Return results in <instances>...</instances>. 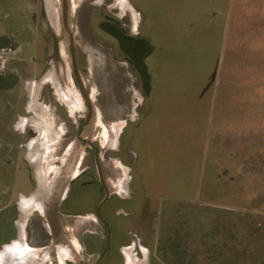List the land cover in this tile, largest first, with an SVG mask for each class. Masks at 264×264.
I'll return each mask as SVG.
<instances>
[{"label": "rangeland", "instance_id": "374dc122", "mask_svg": "<svg viewBox=\"0 0 264 264\" xmlns=\"http://www.w3.org/2000/svg\"><path fill=\"white\" fill-rule=\"evenodd\" d=\"M148 1L152 5L146 6L142 0H69L79 73L95 109L81 136L98 146L99 166L109 189L121 194L129 190L128 169L115 156L127 152L124 132L139 117L146 94L139 72L101 34L99 23L106 15L123 24L126 31H136L139 24L142 34L153 37L157 50L146 63L154 93L161 72L160 86L173 77L186 85L191 80L181 63L178 75L183 67L186 76L168 71L167 62L175 63L168 57L166 62L161 59L165 62L162 67H156L161 61L162 30L167 37L166 52L173 48L175 52L177 47L183 54L192 42V51L201 61L192 69L196 76L193 85L177 86L175 92L205 93L210 83L206 91L213 93V110L204 112L205 102L199 110L198 118L206 123L201 125L203 129L195 130L194 118L190 122L184 117L169 118L162 147L144 155L158 160L162 178L143 188L149 195L147 212L141 209L131 220V228L137 232L132 240L139 246L135 252L132 248L127 252L135 260H145L142 264H264V0ZM44 23L41 0H0V225L6 213L15 227L13 241L6 246L21 243L20 234L22 242H28L32 214L22 218L19 210L10 212L6 206L30 205L26 198L35 186L26 157L31 151H42V168L49 163L47 179L51 181L69 146L77 141V173L89 165L87 170L97 174L90 161L92 150L76 137L86 113L69 105L55 89L50 73L46 74L54 59L47 48L51 38ZM176 36L180 38L177 43ZM59 45L60 51L66 45L69 53L67 36ZM193 61L197 62L196 56ZM64 75L78 90L71 67ZM35 139L37 143L31 147ZM119 142L123 146L118 152ZM117 186L122 188L117 190ZM33 217L39 222L43 219L38 212ZM63 221L62 235L69 239L80 236L84 229L99 227L88 211L63 216ZM54 248L49 250L47 264L58 259ZM128 258L127 264H131Z\"/></svg>", "mask_w": 264, "mask_h": 264}, {"label": "crops", "instance_id": "0c3cea01", "mask_svg": "<svg viewBox=\"0 0 264 264\" xmlns=\"http://www.w3.org/2000/svg\"><path fill=\"white\" fill-rule=\"evenodd\" d=\"M146 5V4H145ZM150 4L148 3V6ZM152 5V4H151ZM154 9V8H153ZM150 36V35H149ZM153 42V37L150 36ZM177 37V36H176ZM157 38V36H156ZM167 38L166 36H159V41L161 45H163V48L161 47V56L158 60H164L166 62V59L172 57L173 52L169 50L166 52V47L164 44V40ZM156 48V46H155ZM157 50V49H155ZM155 52V51H154ZM167 56L168 54H170ZM165 62H159V64H156V67H162ZM169 65H167L168 71H171L178 75V68L177 65L173 62H167ZM161 72V69L159 70ZM179 77V75H178ZM159 83L156 84V93L153 92L154 90V80L151 81V93L142 97L143 100V106L140 110V115L138 118L134 119L131 123H129L125 129V141H124V148H126L125 152L122 156H115L118 157L117 160L120 161V164L127 167L128 169V179H127V185L129 186V190H127V193L130 191L134 192V196H138L140 201L138 203H125L124 206H130V207H137L138 210H135L137 214H141V209H144L149 204V198L147 194H144L143 189L149 182L153 183H160L162 173L160 171V168L156 166V162H158L157 159L152 157L144 156L146 153H154L157 149H160L162 146V134L167 132V121L169 118H183L184 121L190 122L189 118L193 121L196 120V123L194 122L193 125L195 127V130L197 129H203V126L206 123L205 120L202 118H198L199 110H202V102H205V110L207 113L211 110H213L211 102H213V93H194V94H185V93H176L175 89L178 87H181L183 85L187 86L189 84H181L180 78H178V82H176L175 77L171 79L170 83H166L165 86L160 82H162V72L161 76H158ZM163 85V86H162ZM168 86V88H167ZM170 88L169 92L168 89ZM201 105V106H200ZM200 106V107H199ZM203 115V114H202ZM187 118V119H186ZM187 131L189 132V125L186 126ZM164 139V137H163ZM189 140V136H188ZM120 146H123L121 142H119L118 146L116 147L115 151L120 150ZM119 147V149H118ZM150 150V151H149ZM121 151V150H120ZM124 151V149H122ZM128 153V154H127ZM27 162L29 163V166H31L30 161L26 157ZM42 164V162H41ZM63 167V165H62ZM46 168V167H45ZM31 170V168H30ZM32 171V170H31ZM123 171V170H122ZM33 172V171H32ZM8 175V174H7ZM125 178V175L123 174V177L121 180ZM32 180V177H31ZM120 180V181H121ZM44 182V188L47 190L48 186V180L42 179ZM33 182V181H32ZM119 183V182H118ZM106 184L109 187V183ZM115 184V183H114ZM159 185V184H157ZM37 186V185H36ZM67 187V186H66ZM65 187V188H66ZM37 187H35V190ZM112 192L118 193L114 190H111ZM35 192V191H34ZM126 193V192H125ZM121 194V193H120ZM64 195V194H63ZM30 195L27 199L28 201H31ZM154 196V195H153ZM156 197V196H155ZM63 198V197H62ZM62 198L60 200V203L58 205V209L61 205ZM40 203L43 204V202L40 201ZM48 203V202H47ZM34 204V203H33ZM33 204L29 206H22L19 208L18 204L16 205L13 203L12 205L6 206L8 211L11 212V210H14L15 212L19 210L21 213V216L27 215L30 216L32 214V217L30 216L28 220V235L26 237V240L28 242L27 245L32 248V252H34V255L32 254L27 255L26 261L24 264H44L49 261V250L50 248H54L57 250L58 259L51 262V264H69L68 262H71L70 264H80L78 261H83L82 264H89L91 259V253H98L100 252L103 247L106 245V235L104 230L101 229L99 226L97 229H84L80 236H75L74 238L69 239L67 236L65 238L68 239V242H65V238L62 235L63 234V228H66L64 226L63 216H75L76 212H70L68 209H62L56 212V235H58V238L55 241L54 233L51 231V227L49 226V203L46 204L47 207H45V211H47V214H45L40 208H33ZM66 208V207H65ZM136 208V209H137ZM140 208V209H139ZM21 210V211H20ZM34 212H38L43 217L42 221L34 220L35 217H33ZM144 212H147L146 209H144ZM84 213V212H82ZM10 214V213H9ZM12 214V213H11ZM10 214V215H11ZM11 216L4 213V219L3 223L0 225V239H2L3 242H1L0 247L9 244L12 242L14 237V220L11 221ZM84 217V216H80ZM86 218V217H85ZM40 224V227L38 226ZM134 222L130 221L123 225V228L125 230V233L123 234L122 238L121 236H116V240H118L117 245L119 247H114L111 243V247L114 248L113 254L110 257V264H127V255L125 254V251H128V248H132V251L135 252V247L138 248L139 244L135 240H132L133 236L131 237L130 234L137 233L134 231L133 228H131V225H133ZM61 232V234H59ZM97 232L98 236L96 237V242H94L91 245V242L86 241V237L88 235H91L93 233ZM45 235V236H44ZM61 235V236H60ZM61 237V238H60ZM60 238V239H59ZM64 238V239H63ZM23 241V237L20 234L19 239ZM8 241H10L8 243ZM62 241L63 244H57L58 242ZM89 242V243H88ZM72 246V249L74 250L72 255L65 254L62 247H64V244H68ZM64 245V246H63ZM91 248V250H89ZM81 250L83 251L82 253ZM42 252V253H41ZM75 252V253H74ZM78 254H80L82 257L79 259ZM129 255V254H128ZM63 256V257H62ZM30 257V258H29ZM32 257V258H31ZM72 260H71V259ZM79 259V260H78ZM139 260V259H138ZM136 259V261H138ZM140 264L144 263L145 260L142 261ZM139 260V261H140ZM79 261V262H80ZM74 262V263H73Z\"/></svg>", "mask_w": 264, "mask_h": 264}, {"label": "flooded vegetation", "instance_id": "af4514ba", "mask_svg": "<svg viewBox=\"0 0 264 264\" xmlns=\"http://www.w3.org/2000/svg\"><path fill=\"white\" fill-rule=\"evenodd\" d=\"M142 1L145 2L146 6L148 5V3L151 4V1H148V3L146 2L147 0H142ZM152 1H155V3L157 2L156 0H152ZM141 14H143V11H141ZM103 21H110V22L116 23L117 25L119 24V26L121 25L120 27L123 28V30L125 31V35L128 38H134V37L141 36V35H147V34L141 33V29H139V24L137 26V30L132 32L129 30L126 31L124 29L125 26L123 24H120L118 21H115V19L112 16L106 15L100 21V23ZM99 28H101V27H99ZM101 34L103 36H107V38L112 40L116 44V46L119 47V43H118V40L116 38H114L113 36H110L109 33H106L103 30H101ZM119 49H120V47H119ZM61 58H62V55H61ZM68 59H69V55H68ZM126 59L134 66V64L130 58H128L126 56ZM62 61H63V58H62ZM75 63H76V68L79 72V65H78V61H77L76 49H75ZM69 68H70V65H69ZM134 68H135V66H134ZM79 75H80V73H79ZM72 77H73V80L75 82L76 87L79 90L77 80L75 77V73L73 72V70H72ZM80 77H81V75H80ZM78 92H80V91H78ZM83 103H84V100H83ZM85 104H87L86 101H85ZM85 104H84V106H85ZM86 106H85V108H86ZM82 113H84V112H82ZM84 121H85V119H84ZM83 128H84L83 126L80 129H79V127L77 128L76 137L81 136V131ZM83 139H86V138H83ZM81 142L86 143L87 146L92 150V152L90 154V161H92V160L94 161V164H95V167L97 170V174L92 173L91 171L87 170L89 165L80 169L79 172L77 173L76 169H77L78 165H76L77 163H75L77 161L74 160V164L71 168H72V171L75 169L74 171L76 174H74V176L72 175L73 177L69 178V181H68L67 187L64 190L62 202H61V205H60L58 211L61 208V210L62 209H68V211H70V212L87 213V211H88V213L91 212L92 214L95 215V221L99 224V226L104 228V232L106 235L105 236L106 237V242H105L106 245L103 247V249L100 252L89 254V255H91V257H94V258L90 259L92 261H90L89 264H110L111 262L109 259H110L111 255L113 254V251H114V248L110 246L111 243L113 244L114 247H116V246L119 247V245H117L118 240H116V236H121V238H122L123 234L125 233L123 225L130 222L131 220H133L135 218V213H136L135 210H138V208L135 206L130 207V206H124V205H125V203H128V202L138 203L140 201V199L138 196H134L133 191L132 192L130 191L129 193L126 192L124 194H120V193L112 192L109 189V195L106 196V193H107L106 186H107V188H109V187L106 184L103 173H102V175H100L99 170H98V164H99L98 162L100 161L99 160L100 155H99V151H98V146L95 143H93V141H91L93 146L89 145L84 140ZM108 157H110V156H108ZM48 162H49V160H48ZM45 167H46L45 169H43L41 167L40 173L43 174V172L45 170L46 171L45 172V174H46L45 178L47 179L49 177V163H46ZM63 167H64V165H63ZM63 167L61 166V168H63ZM66 167H67V165H66ZM29 168H31V170H32V167L29 166ZM37 175L38 174L31 171V177H32V181H33V184L35 187H36V184L38 181ZM101 176L103 178V182L101 181ZM93 178H95V179H93ZM47 180H48V185H49V179H47ZM121 188H122V186L116 187L117 190H120ZM134 235H135V233H133V232L130 234L131 237ZM97 236H98V233L95 232V233L88 235L86 237V241L91 242V245H90L91 247H92V244L94 242H96ZM89 250H91V248H89ZM127 256L129 257L128 259H129V262H131V264H134V261L137 264L134 256L130 257V255H128V252H127ZM150 264H152V262H150Z\"/></svg>", "mask_w": 264, "mask_h": 264}, {"label": "water", "instance_id": "95a60500", "mask_svg": "<svg viewBox=\"0 0 264 264\" xmlns=\"http://www.w3.org/2000/svg\"><path fill=\"white\" fill-rule=\"evenodd\" d=\"M53 6L55 8H57L58 11H60L59 14H60V19H61L62 36H61V34L59 35V33H57L56 29L54 27H52L51 25L45 26L44 24H42L43 28L49 32L50 38H51L50 43L47 47L48 51H49V53L51 52L52 55H54V61L49 62L48 65L49 66L51 65V68L53 65V68L55 69L56 72L57 71L59 72L61 70V68L59 67V64L57 62V60L60 62L62 61L59 44L61 43V39H64V37L67 36V39L69 42V53L68 54H69L70 67L73 70V72L75 73V77L77 80L79 91H80L81 95L83 96L84 101H86V103H87L86 104L87 109L85 110L86 118H85L84 125H83V127H85L88 124V122L90 121V119L92 118V115L94 117L95 109L93 107V101H92L91 97L89 96V94L86 92L85 84H84L82 78L80 77L79 72L76 68L75 45L73 43L72 31H71V27H70V23H69L72 7L69 4V0H53ZM41 9H42L43 20H44V19H46V16H47V9H46V1L45 0H41ZM105 24L107 26H104ZM99 26L104 31H106L107 33H109L111 36H113L114 38H116L118 40L120 49L125 53V55L128 58L131 59V61L133 62L134 66H135V69L139 72L141 79H142V86L144 88L145 94L146 95L150 94L151 93L152 77H151V74L149 72V69H148V66L146 63V59L149 56H151L156 49L152 43L151 37L149 35H141V36H137L134 38H128V37H126L125 31L123 30V28H121L116 23L110 22V21H103L99 24ZM61 37H63V38H61ZM64 48L67 50L68 47L66 45H64ZM49 72H51V69L49 71H46V74H48ZM84 104H85V102H84ZM88 126H89V128L92 127V125L91 126L88 125ZM89 137H90V135H89ZM77 140H79V141L84 140L89 145L93 146L90 139H83L82 136H77ZM74 144H75L74 146H76V148H74V150H76V153H75L76 154L75 161H76V157L79 154V149H77L78 142L76 141V142H74ZM29 150H31V147H29ZM31 155H32V151L29 153L27 158L30 161V163L32 164V161L30 160ZM41 162H42V159H41L40 163ZM41 167H42V165H41ZM98 170H99L100 175H102L101 168H100L99 164H98ZM33 172H35V171H33ZM45 172L46 171L44 170L43 174L37 173L38 174L37 175L38 181L36 184L37 189L33 193V197H35L34 195H36L37 196V197H35L36 200L40 199L43 202L44 205H42V207H40V209L44 208L42 211L45 214H47V211H45V207H47L46 204L49 203V216H48L49 226L51 227V231L54 233V238L56 241V239L58 238V235H56L57 231H56V225H55V223H56L55 219H57L56 218V212L58 210V205L60 203L61 198L63 197L65 187L67 186L70 177L64 178L62 180H57L54 183L55 186L54 185L50 186V190H51L50 191L49 185L47 186V190H46V188H44V184H43L44 182L42 181V179H45V177H46ZM101 181L103 182L102 176H101ZM57 186H58V190L56 191V195H54V197H51V199L49 200V193L52 192L55 188H57ZM106 190H107L106 196H108L109 195V188H107V186H106ZM59 234H61V232H59ZM5 247H6V245L3 246L0 249V251L4 250ZM12 261H14V260L10 259V262H12ZM16 263L17 262H14V264H16Z\"/></svg>", "mask_w": 264, "mask_h": 264}, {"label": "bare ground", "instance_id": "6f19581e", "mask_svg": "<svg viewBox=\"0 0 264 264\" xmlns=\"http://www.w3.org/2000/svg\"><path fill=\"white\" fill-rule=\"evenodd\" d=\"M45 1H46L47 16H46V19H44V22H45L44 25L45 26L51 25L52 27H54L56 29L57 33H59V35L61 34V36H62L61 19H60V14H59L60 11H58V9L53 6V0H45ZM71 7L73 8V6H71ZM104 26H107V25L105 24ZM60 53H61L62 58H63V61L60 62L61 70L59 72L58 71L56 72L55 69L51 68V72H49L50 73V79L52 80L56 90L61 95L64 96V100H66L69 103V105H73L75 107V109L81 110L82 112L85 113L86 108L84 106L82 97L79 95V92L77 90H75V88L73 89V87L70 85L71 83L69 84V82H67L68 79L64 75V72L67 73V69L69 70V65H70L69 59H68V52L64 48V45L61 48ZM52 56L53 55L50 52L51 59L52 58L54 59V56L53 57ZM66 76H67V74H66ZM97 121H98V119H97ZM97 121H96V123H97ZM36 143H37V139L33 140L30 143V146L33 147L34 145H36ZM74 145L75 144L73 143L69 146V149L67 150V152L63 158L64 159L63 165L65 168L59 167L55 171V173L52 177V180L49 181V190H50V186H53L55 181L62 180L64 178L72 177L73 174H72V168L71 167L74 164L73 160H75V156H76V154H75L76 152L74 150V148H76V146H74ZM42 156H43V153L40 149L31 155L30 160L32 161V164H31L32 170L35 171L36 174L37 173L40 174L41 165H42L40 163V161H41ZM66 165H67V167H66ZM56 189L57 188H55L52 192L49 193V200L51 199V197H54V195H56V191H57ZM34 196L37 197L36 195H34ZM35 197L32 196L31 201H28V203H30L31 205L34 203L32 206L33 208L42 207V203H40L41 200L40 199L36 200ZM24 204H25V202H24ZM65 242L66 243L68 242L67 238H65ZM64 245H63L64 247H62V252L60 254L61 255H65V254L72 255V253L74 251L72 249V246L69 245V243L64 244ZM14 250H16L17 252ZM32 250L33 249L30 248L29 245L24 244L22 241H21V243L19 241H16L11 245L6 246L3 251H0V264H7V263L8 264H14V262H17L16 264H24L26 261L27 255H30V254H32V256L34 255V252H32ZM63 250H64V252H66L65 254H63ZM10 259H13L14 261L10 262Z\"/></svg>", "mask_w": 264, "mask_h": 264}, {"label": "trees", "instance_id": "16d2710c", "mask_svg": "<svg viewBox=\"0 0 264 264\" xmlns=\"http://www.w3.org/2000/svg\"><path fill=\"white\" fill-rule=\"evenodd\" d=\"M175 15V14H174ZM175 17V16H174ZM172 19H174L173 17H172ZM168 24V23H167ZM161 26H162V28H165V29H167V27H164L162 24H161ZM157 28V27H156ZM169 28V27H168ZM165 31V30H164ZM158 33H160V32H157V35H158ZM186 33V32H185ZM164 34V32H163V30H162V33H161V35H163ZM187 34V33H186ZM156 35V36H157ZM166 35V34H165ZM188 35V34H187ZM178 38L179 37H174L173 38V40L177 43V41H178ZM180 39V38H179ZM183 39V38H182ZM192 49H193V47H192V42H188L187 43V47H186V50L184 51V53L183 54H181L182 52H179L178 50H177V47H175V52H173V56L172 57H170L169 58V61H174L175 62V64L176 65H185V67H187V69H186V71H185V74L188 76V78H190L191 80L189 81V85H193V83H192V81H194L195 79H196V76H195V73L193 74V72H192V69H193V67L195 68V69H197V65H199L200 63H201V61H197V53H196V51H195V54L193 53V51H192ZM173 50H174V48H173ZM179 55V56H178ZM193 56H196V61L197 62H195V61H193V63H192V57ZM178 61V62H177ZM160 62H162V60L160 61ZM163 63V62H162ZM179 63H181V64H179ZM184 74V71H183V67H181V70L179 69V75L180 76H186ZM181 80V79H180ZM207 86L205 87V89H204V91L203 92H207L208 91V86H210V83L208 84H206ZM207 90V91H206Z\"/></svg>", "mask_w": 264, "mask_h": 264}]
</instances>
